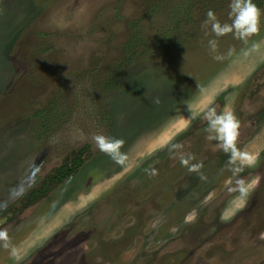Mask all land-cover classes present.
<instances>
[{"label": "rangeland", "instance_id": "rangeland-1", "mask_svg": "<svg viewBox=\"0 0 264 264\" xmlns=\"http://www.w3.org/2000/svg\"><path fill=\"white\" fill-rule=\"evenodd\" d=\"M229 3L0 0V264H264V48L245 54L264 16L210 53L202 22ZM212 108L238 118L251 169L208 138ZM191 128L185 166L164 172ZM241 178L252 198L236 207Z\"/></svg>", "mask_w": 264, "mask_h": 264}, {"label": "clouds", "instance_id": "clouds-1", "mask_svg": "<svg viewBox=\"0 0 264 264\" xmlns=\"http://www.w3.org/2000/svg\"><path fill=\"white\" fill-rule=\"evenodd\" d=\"M228 8L227 21L222 22L216 13L209 9L206 13V19L202 22L201 27L205 34H211L215 37L208 40L210 53H217L218 38L220 37L231 34L235 39L247 44L260 32L261 17L264 16V12L254 3V0H230ZM262 48H264V40L253 41L245 54L260 51ZM233 52L234 49H230L228 54L232 55ZM213 58L217 60L223 59L221 55H214ZM205 119L208 122L206 128L209 133L208 138L215 139L225 152L230 153L229 163L234 166L232 169L234 174H238L242 171L245 162H250L247 154L236 147V139L240 128L238 118L227 108L221 113H217L215 108H212L207 112ZM94 141L101 152L114 159L119 155H123L120 149L124 142L118 138L97 134L94 137ZM198 167L199 165H195L191 170L195 171ZM150 174L155 175V170L153 169ZM235 184L234 191L237 192V195L232 203L236 207H240L246 200L252 185L246 183L242 178L237 179ZM223 215H226V213L222 214V218Z\"/></svg>", "mask_w": 264, "mask_h": 264}, {"label": "flooded vegetation", "instance_id": "flooded-vegetation-1", "mask_svg": "<svg viewBox=\"0 0 264 264\" xmlns=\"http://www.w3.org/2000/svg\"><path fill=\"white\" fill-rule=\"evenodd\" d=\"M204 124H207V122H203L202 124H200V123H198L197 124V126L195 127V129H198V127H200V126H203ZM190 131H188L187 133H185L184 134V138H179V140L173 145L174 147V149L173 150H171V152H170V150L168 149L166 152H165V156H167V159L168 160H166V167H165V169L163 170L164 172H167V171H171V170H174V171H176V170H180L181 168H182V166H185L184 165V163L183 162H187L188 161V156L187 155H183V153H181V154H179V152H180V147L183 145V141L184 140H186V138H191L192 137V135H191V132H192V130H194L193 128H191V129H189ZM239 133H240V130H239ZM241 134H239L238 135V137H237V139H239V138H241ZM180 139H181V142H180ZM236 139V140H237ZM218 142L214 139V144L213 145H215V144H217ZM237 144V143H236ZM245 145V143L244 144H240V145H236V147L240 150V151H243V146ZM242 148V149H241ZM86 151L83 149L82 151H78L77 153H75L74 155H73V157L71 158V161H73V162H75V161H79V160H81V159H83V154H86L85 153ZM170 152V153H169ZM262 152H264V151H261L260 152V155H261V153ZM223 154H221V156L223 157V160H226V161H228V163H229V155H230V153H227V152H225L224 150H223V152H222ZM218 156V155H217ZM264 157V156H263ZM173 158H176V159H174V161L172 162V159ZM177 160V161H176ZM170 161L172 162V166L171 167H168L167 165H169L168 163H170ZM244 167H248L249 169H251L252 168V166L251 165H249L248 163H246L245 162V164H244ZM68 169H71L70 167L68 168ZM260 169H264V166L262 165L261 167H260ZM173 171V172H174ZM195 171H197V170H195ZM172 172V173H173ZM61 173V168L58 170V171H56L55 172V174L51 177V180H52V182L54 183V184H57L58 182H60L62 179H61V177L63 176V173L62 174H60ZM179 176V174L177 173L175 176H174V178H176V177H178ZM181 177L182 176H180L179 177V180L181 179ZM182 180V179H181ZM181 182V181H180ZM257 195V194H256ZM28 198V196L26 195L25 196V200L23 199V201H24V203L26 202V204H23L21 207H20V209H18V211L19 212H23L24 210H26L27 208H26V206H27V204H29V198ZM252 198V197H251ZM250 198V196L248 195L247 196V198H246V200H249V199H251ZM26 208V209H25Z\"/></svg>", "mask_w": 264, "mask_h": 264}, {"label": "trees", "instance_id": "trees-1", "mask_svg": "<svg viewBox=\"0 0 264 264\" xmlns=\"http://www.w3.org/2000/svg\"><path fill=\"white\" fill-rule=\"evenodd\" d=\"M131 45H132V46H134V45L136 46V45H137V42L134 41ZM78 165H79V164H78ZM67 171H69V170L64 168V172H65L66 174H68ZM69 172H70V171H69Z\"/></svg>", "mask_w": 264, "mask_h": 264}]
</instances>
